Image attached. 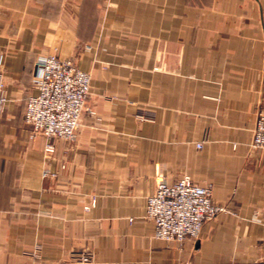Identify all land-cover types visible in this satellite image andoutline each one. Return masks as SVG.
I'll use <instances>...</instances> for the list:
<instances>
[{
	"label": "crops",
	"instance_id": "obj_1",
	"mask_svg": "<svg viewBox=\"0 0 264 264\" xmlns=\"http://www.w3.org/2000/svg\"><path fill=\"white\" fill-rule=\"evenodd\" d=\"M47 54L91 76L49 155L24 121ZM0 57V264H264V0H0ZM184 174L227 210L155 238V178Z\"/></svg>",
	"mask_w": 264,
	"mask_h": 264
},
{
	"label": "built area",
	"instance_id": "obj_2",
	"mask_svg": "<svg viewBox=\"0 0 264 264\" xmlns=\"http://www.w3.org/2000/svg\"><path fill=\"white\" fill-rule=\"evenodd\" d=\"M90 80V73L71 58L47 54L36 61L31 83L34 92L27 95L24 121L31 127L29 138L45 139L46 155L54 152V141L75 140L83 112L90 111L86 105ZM7 100L0 57V109ZM250 147L264 154V108L256 113ZM224 210L213 201L210 183L194 182L187 174L168 183L163 175H157L154 191L147 197L146 217L154 223L155 238L181 242L199 237L203 224ZM78 259L88 263L91 256L82 254Z\"/></svg>",
	"mask_w": 264,
	"mask_h": 264
},
{
	"label": "rangeland",
	"instance_id": "obj_3",
	"mask_svg": "<svg viewBox=\"0 0 264 264\" xmlns=\"http://www.w3.org/2000/svg\"><path fill=\"white\" fill-rule=\"evenodd\" d=\"M72 59V58H71ZM74 60V59H73ZM75 61V60H74ZM76 62V61H75ZM79 67V66H78ZM88 72V71H87ZM227 210V208L225 207V210L224 211H226ZM214 219V218H213Z\"/></svg>",
	"mask_w": 264,
	"mask_h": 264
}]
</instances>
